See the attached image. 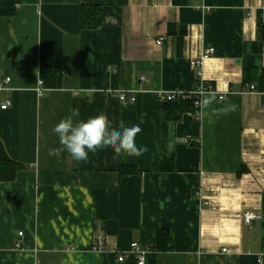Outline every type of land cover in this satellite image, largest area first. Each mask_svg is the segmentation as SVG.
<instances>
[{
	"label": "crops",
	"instance_id": "obj_1",
	"mask_svg": "<svg viewBox=\"0 0 264 264\" xmlns=\"http://www.w3.org/2000/svg\"><path fill=\"white\" fill-rule=\"evenodd\" d=\"M83 6L103 11L98 29L81 28ZM16 8L0 31V161L24 168L0 182V264H138L114 253L136 241L151 248L145 264H264V98L243 93L252 84L264 91V0ZM206 49L213 55L195 68ZM201 83L217 93L213 107L235 110L212 123L194 113L165 120L158 93L189 94ZM74 108V120L104 113L111 127L138 125L136 144L147 151L50 155L63 147L54 126ZM121 166L139 172L121 175ZM248 212L262 219L246 225ZM161 229L173 237L166 252L153 250Z\"/></svg>",
	"mask_w": 264,
	"mask_h": 264
},
{
	"label": "clouds",
	"instance_id": "obj_2",
	"mask_svg": "<svg viewBox=\"0 0 264 264\" xmlns=\"http://www.w3.org/2000/svg\"><path fill=\"white\" fill-rule=\"evenodd\" d=\"M199 97L194 106L199 109L197 116L207 118L212 123V117L228 115L235 110V105L228 103L222 107H213L219 103L217 93L207 90H197L193 93ZM222 99V97L220 98ZM78 108L70 110L69 115L56 124L53 131L58 135L62 149H52L50 155H58L61 150H67L76 161H85L89 153H95L100 148L110 147L114 152V158L126 154L128 156H140L147 148H140L136 144L137 134L141 132L138 125L121 126L119 129L111 127L106 114L100 113L82 120H74L79 117Z\"/></svg>",
	"mask_w": 264,
	"mask_h": 264
},
{
	"label": "trees",
	"instance_id": "obj_3",
	"mask_svg": "<svg viewBox=\"0 0 264 264\" xmlns=\"http://www.w3.org/2000/svg\"><path fill=\"white\" fill-rule=\"evenodd\" d=\"M19 0H0V31L3 19L12 17L16 13ZM81 28L83 30H95L103 24V11L96 6H83L81 10ZM259 34L264 39V25L259 26ZM246 84H251L248 80ZM163 116L167 121L178 122L184 114L194 113V101L192 98L178 100L176 102L164 103ZM24 166L18 162L7 160L0 161V182H12L16 179L17 173ZM167 168L164 166L163 171ZM121 175L136 174L139 171L132 166H121ZM173 237L168 230L161 229L158 236V244L153 250L166 252L172 249Z\"/></svg>",
	"mask_w": 264,
	"mask_h": 264
},
{
	"label": "built area",
	"instance_id": "obj_4",
	"mask_svg": "<svg viewBox=\"0 0 264 264\" xmlns=\"http://www.w3.org/2000/svg\"><path fill=\"white\" fill-rule=\"evenodd\" d=\"M158 45H161L163 44L164 42V38H160L158 41H157ZM214 51L213 49H206L203 54L200 56L199 59L193 61V66L197 69H199L203 62L207 59H209L212 55H213ZM142 81H145L146 79L145 78H141ZM10 82V79H7L6 83H9ZM39 85H42V82H39ZM5 88L4 87H0V90H4ZM207 90V91H213L214 89L212 87H209V86H205L204 84H200L198 86V88L189 93V94H180V93H170V92H159L158 93V98L159 100L162 102V103H170V102H176L178 100H183V99H186V98H192L193 101L195 102L197 99H199L198 96L196 95H193L194 92H196L197 90ZM257 93V94H262L263 98H264V91H258L256 86L254 84L252 85H248L246 86V88L244 89L243 93ZM222 99L221 100H224V96H221ZM220 97V98H221ZM128 98H130L129 100L131 102H135L136 100V94L135 92L131 94L130 97H128V94L126 92H122L120 94V100H122V102H126L128 101ZM8 104L2 106L1 109L3 110H6L8 108ZM199 109L196 108L194 106V115L196 117L197 116V113H198ZM262 219V216L260 214H257V213H252V212H248L246 214H244L243 216V223L246 224V225H250L252 224L253 221H257V220H261ZM20 236H22V234H20ZM104 237L102 235H99L96 239V250L98 251H103L104 250ZM17 248H21V245L18 244L17 245ZM151 251V248L149 247H142L139 243L134 242L131 244V247H130V250L129 252L126 254L124 253H120L118 251L114 252L116 254V257H117V260L118 262L122 263L124 262L128 257H133L137 260V263L138 264H145L146 263V257H147V254ZM223 252H227V249H224Z\"/></svg>",
	"mask_w": 264,
	"mask_h": 264
}]
</instances>
